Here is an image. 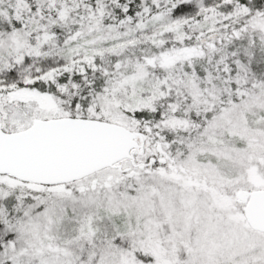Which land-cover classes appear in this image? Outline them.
Masks as SVG:
<instances>
[{
	"label": "snow or ice",
	"instance_id": "snow-or-ice-1",
	"mask_svg": "<svg viewBox=\"0 0 264 264\" xmlns=\"http://www.w3.org/2000/svg\"><path fill=\"white\" fill-rule=\"evenodd\" d=\"M0 264H264V0H0Z\"/></svg>",
	"mask_w": 264,
	"mask_h": 264
}]
</instances>
